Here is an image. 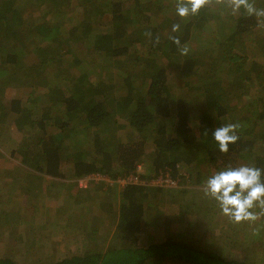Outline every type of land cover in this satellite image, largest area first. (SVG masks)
<instances>
[{
    "label": "trees",
    "instance_id": "obj_1",
    "mask_svg": "<svg viewBox=\"0 0 264 264\" xmlns=\"http://www.w3.org/2000/svg\"><path fill=\"white\" fill-rule=\"evenodd\" d=\"M18 1L31 4L27 10L18 9ZM104 1L91 0L99 7V2L101 6L104 4L112 12L110 22L114 28L110 33L105 31L92 37L90 26L85 27L80 36L79 26L71 34H63L64 26L48 24L53 18L67 17L71 11L68 0H0V138L7 129L22 136L8 154L4 153L5 146L0 142V159L18 158L21 165L50 180L65 179V165H69L67 177L71 180L94 173L116 180L136 173L138 166L142 169L139 184L120 187L114 183L113 192L102 188L103 185L93 188L96 197L99 192L107 201L112 200L110 204L101 201L102 197L96 201L110 206L111 224L107 229L97 224L98 221L92 223V231L82 224L78 227L83 238L80 249L56 261L35 264H252L203 249L189 239L192 235L187 229L175 233L167 226L163 239L151 238L145 246L140 244V236L146 225L158 221L152 219L155 211L161 217L168 216V210L161 212L168 201L172 203L173 198L190 194L198 197L190 188L183 189L180 185L187 181L191 185L199 184L200 173L196 172L199 170L195 165L199 159L208 168L228 162L231 166L227 169L250 166L264 170V153L257 156L255 150L256 143L264 142V18L249 15L244 8L236 16L230 7L223 8L227 13L221 18L209 12L207 5L196 15L174 21L166 19L165 23L171 28L173 24L181 26L179 32H171L166 39L161 34L166 27L159 32L157 26L147 24L144 28L151 36L147 35L146 46L150 53L160 55V59L143 69L146 81L138 87L132 80L134 77L129 75L131 70L124 75L122 71L115 74L111 70L102 82L103 79L92 72L91 61L94 60H83L81 54L75 53L91 43L90 54L112 63L124 57L122 61L134 58L135 55H130L128 40L133 26L126 25L121 0ZM249 3L257 9L264 8V0H249ZM33 6L35 12L31 10ZM35 13H42L38 22L37 17H33ZM214 19L220 23L209 25ZM209 26H215V31L187 55H181L169 38L178 36L181 45L187 46L192 38L203 36ZM73 43L77 50H73ZM31 45L32 50L27 48ZM257 50L262 51L260 61L255 54ZM32 55L35 62L30 58ZM133 60L137 62L140 57ZM65 63L67 66L63 67ZM171 67L187 78L185 86H189V92H197L194 100L202 98L203 109L197 107L201 112L198 136L193 128L196 115L187 105L186 97H173L168 83ZM205 69L206 80L201 81V87H193V78L202 79L200 72ZM59 77L72 83L69 92L54 86ZM13 81L19 82L14 87L28 86L31 91L25 102L6 95L3 87L8 82V87L13 86ZM109 81H115L116 87ZM223 81L227 84L223 85ZM40 87L48 91L44 101L33 96ZM121 91L125 93L121 95ZM235 92L237 97L246 94L254 99L244 110L236 108L237 114L231 116L228 93ZM223 120H227L225 124L239 126L236 132L239 139L229 145L226 154L219 151L212 135L216 128L225 125ZM121 122L137 135L136 140L127 143L120 140L122 125L126 128ZM259 124H263L262 130L255 133ZM182 168L188 169V175H180ZM161 175L178 178L180 182L173 188L153 184ZM261 179L264 181V175ZM194 204L198 213L201 205ZM178 214H171L170 219L177 221L181 216L180 212ZM0 264L31 263L0 257Z\"/></svg>",
    "mask_w": 264,
    "mask_h": 264
},
{
    "label": "rangeland",
    "instance_id": "obj_2",
    "mask_svg": "<svg viewBox=\"0 0 264 264\" xmlns=\"http://www.w3.org/2000/svg\"><path fill=\"white\" fill-rule=\"evenodd\" d=\"M86 1L88 2L83 4L81 0H68V2H70L69 6L71 11L67 17H64L65 19L53 18L48 24H57L55 27L64 26L63 34L65 32L71 34L77 26H79L78 32L80 33V36L81 32L87 26H90L89 28L93 31L91 33L92 37H96L99 33H104L105 31L112 32L114 28V24L110 22L112 12L109 11L104 4L101 6L102 3L100 2L99 7L93 4L91 0ZM178 2L179 1L177 0H121V7L123 8L122 13L125 15L127 21V24L125 22H122L121 24H130V26H133L129 32L130 35L128 36V40L131 42V49L129 52L132 57L135 55L134 58L136 56L140 57V60L137 62H134V58H130L128 61H122L126 59V57L121 58V60L118 61H113V63L109 60L106 61V58L97 57L94 53H89L90 49L88 48L92 45L91 43H89L88 46L80 47L78 50L76 44L73 43V50H77L75 53L78 55L81 54L83 60L84 58L86 61L90 59L94 60L91 61L93 62L92 72L95 73L94 76H97L98 79L101 77L103 79L102 82L106 81L111 70L114 71L115 74L122 71L121 75L129 73L128 70H131L129 75L134 77L132 80L134 84L139 87L142 85V81H146V78L142 75L143 69L148 63L151 64L153 61H157L158 58L160 59V55L150 53L148 50L146 43L149 40L144 27L147 26V24L157 26L159 32L166 27L167 30L161 32L162 36L166 39L168 34H171L172 28L169 27L167 25L168 23H165V21L166 19L172 21L179 19V16L176 13ZM226 3H228V0H222L220 3H218L217 0H211L208 4V7H210L209 12L223 18L227 13V10H223L224 7H230L232 10L229 3ZM30 4V1L17 2L18 9L22 8L27 10ZM101 9H103V12H101L102 14L99 12ZM31 10L35 12V6H33ZM238 13L239 12H236L234 14L238 16ZM25 14L26 12L24 11V15ZM41 15L42 13H35V16L33 17H37L36 22L39 21V16ZM213 21L214 23L212 22L209 25L220 23L218 19H214ZM209 27L210 28H206V32L203 36L192 38L191 41L188 42L187 46L190 51L193 48L196 49V46L200 42L205 43L206 38H209L210 34L215 31V26ZM261 29L263 31V27ZM29 41L30 40H28V42ZM27 48L32 50L33 45ZM261 52V50L255 52L259 61ZM33 56L34 55L30 58L34 60ZM28 60L29 59H27V61ZM166 63L167 61L164 59V64L166 65ZM65 66H67V63L63 65V67ZM147 71H149V69H147ZM200 73L202 79L193 78V83L191 84L193 87H201V81L204 79L206 80L207 69L201 70ZM24 75L29 78L27 72H25ZM168 75V83L174 95L173 97H186L187 105H190L194 110L193 112L194 115H196V119L193 121V128L195 135L198 136L200 132L198 130V115L201 112L197 110V107L200 110L203 109V106H200L202 98L194 100V95L196 96L197 92L194 91L193 93L188 91L189 86H185L187 78L180 73V70L171 67ZM20 76H23V74ZM94 78L95 77H92L93 80ZM4 79H6V77H4ZM7 81H9V79ZM109 82L114 83V86L116 87L115 81ZM18 83V81H13V86L10 87H8L9 82L6 83L3 87L5 88L4 91L7 90L6 95H8L9 98L20 99L25 102L30 96L29 93L31 91L28 86L14 87ZM55 83L54 86L63 92H69L72 88V83L70 84L67 80H64L63 77H59ZM222 84L226 85L227 82L223 81ZM255 88L258 90L257 87ZM141 89L143 90V88ZM34 92L33 96L41 97V100L44 101L48 91L46 87H40L35 89ZM124 93L125 92L121 91V95ZM251 95L255 96V94ZM253 99L252 96H247L246 94L240 98L239 96L237 97L236 92L231 95L228 93V102L231 105L229 113H231V116L237 114L236 108H240V111L244 110L246 108L245 105L250 104ZM195 101L197 103H195ZM246 113L247 115L249 114V112ZM235 117L236 115L233 119L231 117L230 119L234 121ZM225 123H227V120H223L222 124ZM121 124L125 125L124 122H121ZM262 127L263 124H259L258 127H255V133L261 131ZM136 136L137 135H134L129 131L127 126L125 128L122 125L118 137L122 142L127 143L136 140ZM0 140L2 145L5 146L4 149L6 151L3 150L4 153L8 154V152L16 147L15 145L22 140V136L19 133L7 129L1 136ZM255 150L257 156H262L264 153V142L256 143ZM199 160L198 162L200 164L196 163L195 165L199 170L196 172L200 173L199 179L201 182L198 181L199 184L191 185L187 181L185 184L180 185L183 189L185 187L190 188V191H193L198 197L196 198L190 194L184 197L173 198L172 203L168 201L165 209L161 211L164 212L168 210V216L165 217H161L158 214V211H155L152 215V219L154 218L158 221L152 224L149 223L145 226V229L140 236V244L145 246L151 241V238L155 240L163 239L167 226L170 231L175 233L187 229L189 234L192 235L189 239L193 242L195 241L196 245L203 247L205 250L213 251L227 259L247 260L252 262V264H264V209L258 204L250 209L258 217L254 221L248 220L235 223L230 220L221 212L219 202L213 197L205 195V191L207 179L216 172L227 170V167H230L231 165L227 162L224 165L222 163L219 164L220 168H208ZM19 161L18 158H15L14 160L12 159V161L0 159V257H12L21 263H49L64 258L73 251L81 248L83 238L78 231L80 225L84 224L85 227L87 226L86 228L92 231V223L98 221L97 224L100 223L104 229L108 228L110 221L109 218L104 215L110 212L102 204L98 205L99 203L95 202L102 196L97 197V199H95V197L88 199V197H84V195L79 196L76 197L75 200L69 199L70 202H64V205L60 208L56 207L58 205L57 199H54L53 196H48L49 199L46 197L42 198L34 192H29V194L24 195V189L34 181H31L33 175H30L29 177L28 173L25 172L28 168L24 165L22 168L26 169L15 166L20 163ZM68 167L69 165H65L64 167V175L66 176L64 180L69 181V183H65L68 185L65 186L64 184L62 187L55 189V197H61L59 195L60 193L65 195L71 192V178L67 177L70 173L69 169H67ZM186 174L188 175V169L182 168L180 175L185 176ZM40 186L41 188H43V186L47 189L52 188L50 195H54L52 194L54 191L53 186L50 187V185L45 183H40ZM113 187L114 185H109L102 188H108L110 189V192H113ZM199 198L201 199L200 203H198L200 200ZM101 201L104 202L103 199H101ZM105 201L107 200L105 199ZM195 202L198 206L201 205V209L198 213L194 204ZM101 206L104 210H102ZM59 212H61V215ZM179 212L181 213V216L177 218V221L170 219L171 214L179 215ZM32 213H38L43 216L40 217L38 215L32 218L30 217ZM70 213L73 216L70 217ZM46 215H52V217ZM97 216H99L100 219Z\"/></svg>",
    "mask_w": 264,
    "mask_h": 264
},
{
    "label": "clouds",
    "instance_id": "obj_3",
    "mask_svg": "<svg viewBox=\"0 0 264 264\" xmlns=\"http://www.w3.org/2000/svg\"><path fill=\"white\" fill-rule=\"evenodd\" d=\"M210 2L211 0H187V3H185L183 0H179L176 13L184 19L189 15L198 14ZM217 2L220 3L222 0H217ZM228 3L233 13L244 8L249 15H254L258 19L264 18V8L257 9L249 3V0H228ZM180 27V24H173L172 32H179ZM147 35L151 36V33ZM169 38L178 46L181 55L188 54V47L181 45L178 36H170ZM156 42H159L158 37ZM238 127L237 124L228 123L213 131V138L217 142L221 153H228L229 145L238 141L239 136L236 134ZM262 175H264V170L250 166L221 170L207 179L205 195L216 199L220 204L221 212L233 222L254 221L258 217L250 209L257 204L264 209V181L261 179Z\"/></svg>",
    "mask_w": 264,
    "mask_h": 264
},
{
    "label": "crops",
    "instance_id": "obj_4",
    "mask_svg": "<svg viewBox=\"0 0 264 264\" xmlns=\"http://www.w3.org/2000/svg\"><path fill=\"white\" fill-rule=\"evenodd\" d=\"M107 61V60H106ZM18 163V162H17ZM15 164V163H14ZM13 164V165H14ZM15 166H18V167H20V168H22V166L23 165H21L20 163H18V165H15ZM27 168V167H26ZM26 168H22V169H26ZM34 170H32V169H26V173H28V176L30 177V175H33V178H31V181H34V182H32L28 187H26L25 189H24V195H27V194H29V192L31 193V192H34L35 194H38V196H40V197H42V198H44V197H46V198H48L49 199V197L48 196H53V198L55 199H57V206L56 207H62V205H64L63 203L64 202H66V201H69L70 202V200L69 199H74L75 200V198H74V195L76 194H78L77 195V197H79V194L81 195V196H83L84 195V197L86 196V197H88V199L89 198H92V197H95V199H97V197L94 195V191H93V188L94 187H99V186H101V185H103L102 187H106V186H109V185H114V183L113 184H109V183H106V182H99V183H92V184H90V185H88L86 188H81V187H79V185H78V180H71V183H72V189H71V192L70 193H68V194H59L61 197H59V196H56L55 197V189H57L58 187H62L65 183H69V181H67V180H64V179H59L58 178V180H50L47 176H44V175H41V174H39V173H36L35 171L33 172ZM35 178H36V180H35ZM23 180H25V179H23ZM30 180V179H29ZM61 182H60V181ZM74 181H76V182H74ZM59 182V183H58ZM40 183H45V184H47V185H50V187L51 186H53L54 187V191H53V193L52 194H54V195H50V192H51V190H52V188H50V189H47L45 186H43V188H41V186H40ZM66 185H68V184H65V186ZM71 186V185H70ZM30 187H32V188H30ZM14 190V189H13ZM87 192V193H86ZM89 193V194H88ZM56 194H57V192H56ZM98 197L99 196H102V199L104 200V202H107V204H110V200L108 199V201H105V199L106 198H103V194H101V193H99L98 192ZM53 199V200H54ZM52 200V201H53ZM86 200V199H85ZM107 200V199H106ZM96 201H100V199L99 200H96ZM95 201V202H96ZM96 203H99V202H96ZM95 204V203H94ZM98 205H100V204H98ZM104 207H106L107 208V210L109 211V212H111V210H110V206L109 205H104V204H102ZM96 206V205H95ZM102 207V206H101ZM102 210H104V208L102 207ZM106 213V212H105ZM43 216V215H41V214H38V213H32V215H30V217H34V216ZM45 215V214H44ZM46 216H48V217H52V215H46ZM72 216V214L70 213V217ZM100 216V215H99ZM105 217H107V218H109L110 217V215L108 214V213H106L105 215H104ZM109 221H111V219L109 220ZM42 224V223H41ZM110 224V223H109ZM109 224H108V227H109ZM87 227V226H86ZM86 227H84V228H86ZM88 229V228H87ZM89 230V229H88ZM86 232V231H85Z\"/></svg>",
    "mask_w": 264,
    "mask_h": 264
},
{
    "label": "built area",
    "instance_id": "obj_5",
    "mask_svg": "<svg viewBox=\"0 0 264 264\" xmlns=\"http://www.w3.org/2000/svg\"><path fill=\"white\" fill-rule=\"evenodd\" d=\"M142 172V169L140 166L137 167V172L134 174H130L127 177L118 178L116 180L111 179L107 175H103L100 173H94L92 175H89L87 177H84L82 179H79L78 185L81 188H86L88 185L92 183H99V182H106L109 184L117 183L120 187H125L127 185L132 184H139L142 182V179L140 178V174ZM180 182V179L178 178H171L169 175H161L157 177L156 180H154L152 183L156 185H160L162 187H177Z\"/></svg>",
    "mask_w": 264,
    "mask_h": 264
}]
</instances>
